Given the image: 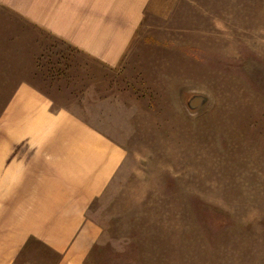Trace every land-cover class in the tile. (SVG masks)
Listing matches in <instances>:
<instances>
[{"label": "rangeland", "instance_id": "1", "mask_svg": "<svg viewBox=\"0 0 264 264\" xmlns=\"http://www.w3.org/2000/svg\"><path fill=\"white\" fill-rule=\"evenodd\" d=\"M49 7L0 12V264H264V0L147 14L120 69Z\"/></svg>", "mask_w": 264, "mask_h": 264}, {"label": "crops", "instance_id": "2", "mask_svg": "<svg viewBox=\"0 0 264 264\" xmlns=\"http://www.w3.org/2000/svg\"><path fill=\"white\" fill-rule=\"evenodd\" d=\"M15 1L17 5L13 0H0V12L3 6L6 14L18 15L19 19L24 20L26 30L28 27L32 31L36 18L33 0ZM177 3L178 0H42V5L51 6L50 9L58 12L75 7L76 11H84V15L71 18L75 24L65 26L60 23L62 16H41L39 23L44 31L62 37L68 45L92 59L111 69H120L140 38L146 15L168 19L174 13ZM95 12L100 15L99 18L94 15ZM110 18L118 22L117 28H112L113 32L109 31L106 23Z\"/></svg>", "mask_w": 264, "mask_h": 264}]
</instances>
